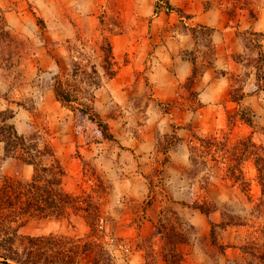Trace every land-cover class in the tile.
I'll return each mask as SVG.
<instances>
[{
	"label": "crops",
	"instance_id": "crops-1",
	"mask_svg": "<svg viewBox=\"0 0 264 264\" xmlns=\"http://www.w3.org/2000/svg\"><path fill=\"white\" fill-rule=\"evenodd\" d=\"M161 1L165 9L157 0H0L5 27L21 39L23 51L25 46L33 48L26 56L14 57L17 63L10 69H17L19 75L14 81L3 77L6 61L0 57V113L12 112L7 124L20 136L37 139L39 132L43 134V144L63 170L65 194L76 197L81 186L87 188L80 181V160L94 165L95 177L99 173L107 184L97 210L110 218L109 232L125 239L115 250V264H169L164 258L166 247L158 243L155 232L172 214L169 209L174 211L175 232L182 226L192 230L173 246L178 264L240 261V247L249 241L246 229L253 228L229 214L234 213L227 209L234 205L236 194L213 197L209 190L225 182H206L207 196L194 203H211L209 222L203 213L181 202L185 200L182 187L189 185L183 175L195 152L197 156L218 152L224 165L215 164L213 173L239 171L249 187L240 191L241 197L252 201L257 177L254 160L260 154L253 151H264V63L259 66V80L255 64L258 56L264 60V39L257 49L247 34L264 35V0ZM103 41L110 48V78L103 69ZM78 48L97 58L92 74L100 84L93 91V105L108 128L110 142L118 147L114 152H95L93 144H83L82 135H75V112L55 97L54 81H74L73 60L79 70L75 80L85 79L80 71L84 57H78ZM76 102L81 104L83 98ZM113 109L120 115H112ZM245 145L254 148L244 151ZM159 172L168 174L163 186L171 199L151 197ZM32 174L31 165L6 157L0 142V182L10 178L24 183ZM166 199L176 207L162 211ZM223 222L225 226L220 225ZM70 226L65 217H31L17 233L66 237ZM146 239L153 245L148 263L145 250L137 247ZM81 257L79 264L89 263ZM0 264L15 263L0 259Z\"/></svg>",
	"mask_w": 264,
	"mask_h": 264
},
{
	"label": "trees",
	"instance_id": "trees-1",
	"mask_svg": "<svg viewBox=\"0 0 264 264\" xmlns=\"http://www.w3.org/2000/svg\"><path fill=\"white\" fill-rule=\"evenodd\" d=\"M0 36L3 37V40L6 39L5 41L1 42L4 44H9L13 39L9 30L5 27L1 17ZM247 36L253 39V46L259 49L260 41L261 39H264V35L248 33ZM101 51L104 53L103 69H107V71H105L107 73L106 76L110 78L113 74L108 71L107 67L110 60V48L106 41H103V44L101 45ZM263 63L264 60L258 56V59L255 62L258 67L256 74L257 80L261 78L259 66ZM73 65L74 67H72L71 76L72 80H75L76 77L79 76V70L75 67V63ZM99 84V80L96 79L95 85L93 84V87L96 89V87H99ZM53 91L61 106L69 107V110L79 113L83 116H87V118L92 123L96 124L104 138L109 140L111 139V135L107 132V126L97 115L96 109L93 105L94 97L90 92L81 89L77 90L76 93L79 92L78 95L80 94V97L83 98V102H81V104H77L76 101L79 97L75 94V90L71 88V85L68 82L63 84L60 81H54ZM71 103L77 105L72 107ZM12 116L13 114L11 111L0 113V142H2L4 146V155L6 157L16 158L22 163L31 165L33 168V174L31 179L24 183L10 178L1 179V261H10L15 264H79V256L91 249L97 248L98 259L95 258L92 262L87 264H98L101 255L106 258L104 259L106 264H114L112 262L113 258L110 253L105 250L102 242L100 243V241L97 240L99 236L97 235L96 231L93 236H91L94 240V243L84 241L83 245L78 251L72 245L66 249L62 248V246L66 245V241L68 240L65 237H23L26 242V247L22 249L20 253L12 248L14 238H16L18 235L17 230L21 225H23L27 218L34 217L45 219L65 217L68 221V224L70 225V215L77 217L79 215L76 213L82 211L85 213V215L80 217H82L86 223L90 224V228L93 229V222L97 214L95 207L92 209H89V207L82 209V200L79 196L72 197L63 192L61 187L63 170L58 161L53 159L51 153L45 147V145L39 144L35 141V135L34 138L31 139H27L18 135L13 126L7 124V121L11 119ZM31 140L33 142H30L29 144L28 142ZM40 145H42V147H39ZM249 147L254 148L253 145H245L244 151H246ZM253 152H260V154H258L257 158L254 160L257 178L259 179L263 171V167L259 164L264 165V151L261 149H256ZM45 160H48L49 164H44ZM189 160L192 164L194 158L191 156ZM192 206L194 209L203 213L210 222L209 211L207 209L198 204H193ZM220 225L225 226V223L223 222ZM51 238L58 240H51ZM181 241H183L181 236L178 234H172L168 244H173L174 246ZM254 248H250L249 246H241V253L246 255V257H249V260L245 259L237 262H229L227 264H263L264 254L257 253L256 255V252L254 253ZM48 250H50L49 254L46 253ZM164 258L169 262V264L178 263V256L174 249L168 250L167 253L164 254ZM172 258H176V262H172Z\"/></svg>",
	"mask_w": 264,
	"mask_h": 264
},
{
	"label": "rangeland",
	"instance_id": "rangeland-1",
	"mask_svg": "<svg viewBox=\"0 0 264 264\" xmlns=\"http://www.w3.org/2000/svg\"><path fill=\"white\" fill-rule=\"evenodd\" d=\"M13 37V35H11ZM19 39V38H18ZM16 37H13V39L10 41V43H1L3 41H5L6 39L3 40V37L0 36V57L3 59V61H6V63L4 62L3 66H2V75L4 78L14 81V79H19V75L17 73V69L16 71H14L11 68V64L16 66L17 61L15 62L14 58L17 55H22V56H26L28 50L32 51L33 48L31 46L27 47L25 46L27 49L25 51H23L24 46L22 44V41H20L21 39L18 40ZM76 51V49L74 50V52ZM88 50L84 51L78 48L77 50V55H79L78 57H80V55H83L84 57V62H83V66L82 68L80 67V71L81 73L85 74V79L83 78V80H74L73 82L70 83L71 88L75 90V94L78 95L77 90L81 89L84 91H88L93 95V91L95 89V87H93V84L95 85L96 79L94 78L95 76L92 74L93 72H95L92 68H95L96 62H97V58L95 56L91 55V52L88 53ZM22 52V53H21ZM82 52L86 53L83 54ZM104 56V54H103ZM76 58V56H74ZM82 57V56H81ZM14 60V61H12ZM73 62L75 63V61L73 60ZM5 66V67H4ZM79 77V76H78ZM78 81H81L80 83ZM100 82V81H99ZM81 95L79 94L78 97H80ZM112 111V115L117 114L120 115V112L118 109H113ZM73 122H74V127L77 128L75 135L77 136V134H81V141L83 142V144H93L95 146V152H114L115 149H118L117 146H115L114 143L110 142L109 139L104 138L102 136V134L100 133V130L98 129V127L96 126V124L90 122V120L86 117L83 116L79 113H74L73 115ZM91 123V124H90ZM104 123V121H103ZM105 124V123H104ZM95 125V127L93 126ZM107 132L108 134V128H107ZM41 132H39L37 134L38 137L40 138H35V141L39 144L44 145L43 143V134H40ZM30 142H33L32 140L29 141L28 143L30 144ZM168 143V141H167ZM164 144L163 148H165L168 144ZM76 143L73 146V152H75V154L78 152L76 149ZM82 146V145H81ZM194 161L192 164L189 165V170H187L184 175H183V180L185 182H187L189 185L186 186V183L183 181L182 183H185L184 186L182 187L183 189V196L185 197V200L182 199L181 202L185 203L186 205H188L189 207L193 208V204H195L194 202L198 199H203L207 196V191H206V182L208 181V183L211 182H215L217 184H221L222 182L224 183H228L229 185H231L232 187H236V191L233 192L232 189H229L228 187H226L224 184L221 187H217L215 186L214 189H210L209 192L211 194V196L213 197H220L222 195L224 196H232L236 194L234 201V205L232 207L230 206L227 210L234 213H229L230 215L233 216H237L238 219H245V221H243L244 223H246L249 227L253 228L252 230L249 229V232L246 228V235L249 241H246V244L244 246H249L250 248H254L252 246H256L254 248V253L256 252L260 254H264V165L263 164H259L260 166L263 167V171H262V175L261 177L258 179L257 177H255V186L252 187L253 192L255 191V193H251L250 195L252 196V201H247L246 199H242L241 197V193L240 191H246L248 190V183L247 181L243 178V175L239 172V171H235V170H227L226 174L223 172V174H214V170L215 167H213L215 164H221V166L224 165V161H222L223 156H221L218 152H201L198 156L197 153H194ZM197 156V157H196ZM207 158V160H206ZM211 159V160H210ZM81 161V167H82V176H81V184L84 183L85 186H87V188L85 187H80L78 189L79 192V196L82 200V205L81 208L84 209L86 207H89V209H92L93 207H95L96 209V216L93 222V229L90 228V224L86 223V221H84L83 219H75V217H73L72 215H70V230L68 231V235L65 238H67L68 240L66 241V245L62 246V248L66 249L68 248L70 245L74 246V248H76V250L78 251L81 246L83 245L84 241L85 242H92L94 243V240L92 239L91 236H93V234L96 231V219L98 216H103L99 213V211L97 210V204H99V197L101 198V196L105 193V189L107 187V184L103 183L100 180L99 177V173H97V177H95V169L93 164L91 166L90 163H87L86 161ZM210 164H207V162ZM212 162V164H211ZM227 162V161H226ZM191 163V162H190ZM44 164H49L48 160H45ZM227 166V165H226ZM231 169L232 167H229ZM162 172H159V177L157 178V180H155L156 182V187L157 188H151V197L153 200H157V198L159 197V201L161 199V196L165 195V198L168 197L171 199L170 193L168 192L169 189L164 188L163 184H165L163 181L165 178H167V173L164 172L163 174H160ZM223 175V176H222ZM162 177V178H161ZM213 177V179H212ZM222 177V178H221ZM146 178V177H145ZM148 178V177H147ZM223 179V180H222ZM258 179V180H257ZM213 180V181H212ZM160 186L162 188H160ZM180 188V187H179ZM184 200V201H183ZM150 201H148L147 203H149ZM171 202L172 200H167L164 202V209L162 211H164L165 209L171 207ZM207 205H201L203 206L205 209H207L208 211L212 210V206L211 203H204ZM96 205V206H95ZM176 205H172L171 208H175ZM178 207V206H177ZM180 207V206H179ZM175 210V209H174ZM161 211V212H162ZM173 209H169V212L172 213L170 215H168L169 217H164V220L162 221V227L159 226L157 227L155 232H156V237L158 239V243L163 244L165 248V253H167L168 250L173 249V244H167L166 241L168 240L170 242V236H172V234H178L179 236H183L182 238L184 239L185 236H189L192 232L191 229H189L188 226H182L181 229H176L177 231L175 232V227L176 224L174 223V220H172L171 217H173L174 211ZM226 212V211H224ZM77 215H79V218H81L80 216L85 215L84 212L79 211L76 213ZM104 225L105 227L107 226V228H109V230H106V235L107 237H111L113 238L114 242L109 243L107 242V240H105V238L103 236H100V234L97 235L99 236L97 238L98 241H100V243L102 242L105 250H107L110 255L112 256V258H115L114 255L117 254L115 252V250L117 249V247H119V245H123V242L125 243V239L123 238H117L115 237L113 234H111L109 231H111V226H112V222L110 220V218L108 216H104ZM242 220H232L231 222L234 223H243L241 222ZM180 228V226H178ZM94 231V232H93ZM254 232V234H252V232ZM174 232V233H173ZM251 232V233H250ZM212 234V231H211ZM162 236H165L166 239L164 240L162 238ZM214 237V235H213ZM51 240H58L55 238H51ZM163 240L165 241V243L163 242ZM200 242V241H199ZM54 243V241H53ZM154 246H156V242L153 243ZM254 244V245H253ZM127 245V244H126ZM26 247V242L23 239V236L21 235H17L16 238H14L13 241V245L12 248L17 250H22ZM49 247V246H47ZM139 249L141 250H145V254H144V258H145V262H150L151 259V255L150 253H148V250L153 249V245L151 244V240L150 239H146V240H140L139 241V245L137 246ZM61 249V247H60ZM256 249V250H255ZM19 253L21 251H18ZM47 254L50 253V250H48L46 252ZM170 254V253H169ZM242 254V253H241ZM121 255V254H120ZM171 255V254H170ZM82 256V257H81ZM81 259L84 260V262H92L95 258L98 259V255H97V248L96 249H91L89 251H87L86 253L82 254ZM100 256V255H99ZM102 256V255H101ZM100 256V259L98 261V264H106V261ZM86 259V260H85ZM103 259V260H102ZM178 259V258H177ZM249 260V257H246V255L242 254V260ZM172 262H176V258H172L171 259ZM112 262L115 264V259L112 260ZM237 262V261H235ZM110 263V262H109ZM176 264V263H175ZM178 264V263H177Z\"/></svg>",
	"mask_w": 264,
	"mask_h": 264
},
{
	"label": "built area",
	"instance_id": "built-area-1",
	"mask_svg": "<svg viewBox=\"0 0 264 264\" xmlns=\"http://www.w3.org/2000/svg\"><path fill=\"white\" fill-rule=\"evenodd\" d=\"M158 4L165 9V4L161 0H157ZM96 232L98 235L103 236L107 242L111 243L114 242L113 238H109L106 235V227L104 225V219L103 216H98L96 219Z\"/></svg>",
	"mask_w": 264,
	"mask_h": 264
}]
</instances>
